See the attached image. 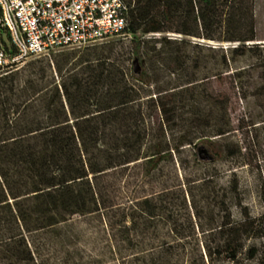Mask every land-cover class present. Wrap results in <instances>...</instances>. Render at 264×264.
Here are the masks:
<instances>
[{
	"label": "trees",
	"instance_id": "1",
	"mask_svg": "<svg viewBox=\"0 0 264 264\" xmlns=\"http://www.w3.org/2000/svg\"><path fill=\"white\" fill-rule=\"evenodd\" d=\"M126 1L131 6V59L139 60L138 71L123 65L119 42L109 41L83 51L61 52L52 61L34 59L0 76V264H58L60 254L69 262L73 251L58 246L68 236L64 226L75 215L105 206L100 178L108 170L144 159L149 174L173 159L181 145L192 143L185 133L177 136L174 145L161 139L163 124L173 117L167 103L173 94L169 90L178 85L161 88L156 99H149L164 121L156 135L147 122L141 95L153 84L145 58L153 69L156 63L183 68L187 43L146 34L175 31L215 39L213 28L225 17L229 34L222 39L244 42L241 47L248 50L253 47L245 42L256 39L251 0ZM196 80L191 77L185 83ZM202 139L216 156L224 154L220 142ZM232 188L238 192L236 180ZM155 206L146 197L139 203L141 212L130 213L124 227L125 248L136 254L140 264H218L225 259L232 262L228 264H248L238 263V254L264 264L263 216L253 217L245 210L240 221H233L227 213L221 223L207 229L212 239L202 245L178 239L135 241L137 232L147 234L149 219L159 215ZM170 231L179 238L196 235L193 223L188 230ZM201 232L206 230L201 227ZM248 240L253 242L247 244ZM78 256L71 264L95 262Z\"/></svg>",
	"mask_w": 264,
	"mask_h": 264
},
{
	"label": "rangeland",
	"instance_id": "2",
	"mask_svg": "<svg viewBox=\"0 0 264 264\" xmlns=\"http://www.w3.org/2000/svg\"><path fill=\"white\" fill-rule=\"evenodd\" d=\"M251 3L256 39L245 42L246 47H253L249 50L241 47L244 42L222 39L229 34L223 23L225 17L213 28L215 39L175 31L145 35L184 39L187 43L183 49L187 59L183 68L156 63L153 69L145 58L153 84L146 87V93L142 90L141 95L149 117L147 122L156 135L164 121L159 108L149 99H156L161 88L178 85L169 90L173 94L167 97V103L173 109V117L169 124H163L165 137L161 139L174 145L177 136L185 133L192 143L181 145L173 153V159L163 161L149 174L144 159L108 170L100 178L105 206L93 213L75 215L64 226L68 236L64 235L61 243L58 240V246H63V251L70 249L73 254L69 262L60 254L58 264H71L78 260L79 254L95 260L93 264H140L135 260L136 254L125 248L124 227L129 223L130 213L141 212L139 203L146 197L155 203L159 215L149 219L151 228L147 234L137 232L134 239L143 244L178 239L191 244L199 241L202 245L212 239L207 229L221 223L227 213L233 221H240L245 210L253 217H264V0ZM111 41L119 42L123 65L133 68L131 41L122 37ZM0 42L10 44L5 29L0 30ZM238 45L241 48L232 52ZM191 77L197 80L185 83ZM220 130L226 132L216 134ZM203 137L220 142L224 154L216 156ZM146 143L148 148L150 141ZM235 180L238 192L232 188ZM192 223L195 236L179 238L170 231L174 227L188 230ZM236 260L259 264L258 259L247 260L244 254H238ZM228 263L232 262L228 259L218 262Z\"/></svg>",
	"mask_w": 264,
	"mask_h": 264
},
{
	"label": "built area",
	"instance_id": "3",
	"mask_svg": "<svg viewBox=\"0 0 264 264\" xmlns=\"http://www.w3.org/2000/svg\"><path fill=\"white\" fill-rule=\"evenodd\" d=\"M131 6L126 0H0V76L34 59L107 43L131 40Z\"/></svg>",
	"mask_w": 264,
	"mask_h": 264
},
{
	"label": "water",
	"instance_id": "4",
	"mask_svg": "<svg viewBox=\"0 0 264 264\" xmlns=\"http://www.w3.org/2000/svg\"><path fill=\"white\" fill-rule=\"evenodd\" d=\"M133 64H134V70L135 71H138L141 68L139 60L137 58L133 61Z\"/></svg>",
	"mask_w": 264,
	"mask_h": 264
}]
</instances>
